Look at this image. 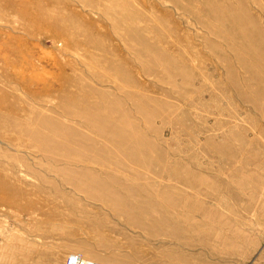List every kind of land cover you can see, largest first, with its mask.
I'll return each mask as SVG.
<instances>
[{
  "label": "rangeland",
  "instance_id": "374dc122",
  "mask_svg": "<svg viewBox=\"0 0 264 264\" xmlns=\"http://www.w3.org/2000/svg\"><path fill=\"white\" fill-rule=\"evenodd\" d=\"M264 264V0H0V264Z\"/></svg>",
  "mask_w": 264,
  "mask_h": 264
},
{
  "label": "crops",
  "instance_id": "0c3cea01",
  "mask_svg": "<svg viewBox=\"0 0 264 264\" xmlns=\"http://www.w3.org/2000/svg\"><path fill=\"white\" fill-rule=\"evenodd\" d=\"M86 259H89L91 261L100 262V263H109V262H115L116 260L108 259L106 258L105 254L91 249L90 251L84 252L82 254Z\"/></svg>",
  "mask_w": 264,
  "mask_h": 264
},
{
  "label": "built area",
  "instance_id": "2783aa9c",
  "mask_svg": "<svg viewBox=\"0 0 264 264\" xmlns=\"http://www.w3.org/2000/svg\"><path fill=\"white\" fill-rule=\"evenodd\" d=\"M66 264H107V263H100V262H95L91 261L89 259H86L82 254L80 253H73L70 254Z\"/></svg>",
  "mask_w": 264,
  "mask_h": 264
}]
</instances>
